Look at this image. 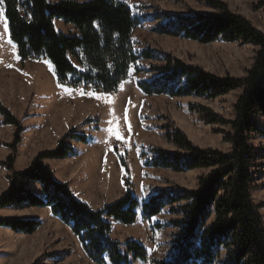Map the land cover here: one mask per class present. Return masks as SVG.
I'll return each mask as SVG.
<instances>
[{"label": "trees", "instance_id": "16d2710c", "mask_svg": "<svg viewBox=\"0 0 264 264\" xmlns=\"http://www.w3.org/2000/svg\"><path fill=\"white\" fill-rule=\"evenodd\" d=\"M218 10L217 14L194 13L189 16L167 12L155 14L162 20L153 32L187 39L200 44L215 41L253 44L258 51L242 78L216 77L199 68L187 67L166 53L155 50L134 51L131 36L141 26L143 17L133 15L121 0H1L9 39L20 60L47 61L59 86L93 94L115 93L127 79L131 68L136 75L150 72V80L138 78L136 87L145 96L169 98L205 97L215 99L231 91L240 94L234 104V118L223 119L207 109L199 111L209 124L229 126L225 141L229 152L201 149L179 130H165V138L179 151L166 152L143 145L140 158L145 167L174 172L204 170L193 190H160L145 201L132 195L126 156H119L126 174L125 193L115 202L92 210L77 200L63 184L57 182L45 160L74 155L72 147L63 145L67 137L87 143L83 134H66L53 150L39 152L28 168L13 170V156L7 158L9 188L0 195V208L26 205L48 208L80 242L87 258L94 264H128V256L142 264H264V226L251 192L254 148L248 144L252 134H263L254 120H264V32L245 18L228 11L220 1L203 0ZM264 8V0L259 1ZM57 21L71 26L64 33ZM140 61L148 63L147 71ZM152 62H155L154 64ZM3 123L16 131L11 148L20 142L22 128L0 106ZM152 154V157H148ZM37 183L41 195L27 189ZM167 209L176 219L170 221L171 253L167 259H150L146 248L133 240L120 243L111 237L110 220L132 225L138 215L149 221ZM40 222L35 219H1L0 227L16 233L33 234ZM158 227V226H157Z\"/></svg>", "mask_w": 264, "mask_h": 264}, {"label": "rangeland", "instance_id": "374dc122", "mask_svg": "<svg viewBox=\"0 0 264 264\" xmlns=\"http://www.w3.org/2000/svg\"><path fill=\"white\" fill-rule=\"evenodd\" d=\"M121 1L129 6L133 15L144 18L131 36L136 53L160 51L187 67L199 68L216 77L242 78L258 51L253 44L222 41L200 44L153 32L157 24L163 23L153 19L161 12L180 16L194 13L219 15L217 9L203 0ZM216 1L264 32V8L259 6L260 0ZM5 26L0 0V106L22 128L20 142L13 150L11 145L16 129L4 124L0 116V195L10 185V173L5 164L8 157L14 158L12 167L15 172L24 171L39 152L55 149L66 134H83L88 141L80 143L67 137L63 145L72 147L74 155L45 161L44 164L57 182L65 184L77 200L92 210H99L124 195L126 174L119 158L122 154L126 156L132 195L139 201H145L160 190L186 191L197 187L198 178L207 171L174 172L143 165L140 158L143 145L166 152L179 151L165 138L166 129L181 131L201 149L231 150V145L225 141L229 126L209 124L202 113L190 111L188 106L207 109L230 121L234 118L233 107L239 90L215 99L145 96L137 89L136 80H150L154 75L150 72L136 75L134 68L130 69L127 79L115 93L89 95L90 92L80 89L63 88L58 85L47 61L20 60L15 46L9 43ZM55 27L64 33L72 32L70 26L61 22H56ZM140 66L147 71V62L140 61ZM254 120L263 134L251 133L248 139V144L254 148L251 198L264 226V120L260 115H255ZM117 173H121L119 179ZM27 189L41 195L37 183H27ZM50 214L47 209L26 205L0 208V220L35 219L40 222L33 234L0 227V264H94L87 258L78 239ZM173 219L176 216L167 209L149 221L142 220L139 214L132 225L113 226L111 237L120 243L124 255L123 243L133 240L146 248L150 259H167L171 253L170 234L173 231L169 223ZM128 264L142 263L129 255Z\"/></svg>", "mask_w": 264, "mask_h": 264}, {"label": "crops", "instance_id": "0c3cea01", "mask_svg": "<svg viewBox=\"0 0 264 264\" xmlns=\"http://www.w3.org/2000/svg\"><path fill=\"white\" fill-rule=\"evenodd\" d=\"M57 22H60V21H57ZM62 23V22H61ZM71 27V26H70ZM71 29H72V27H71ZM56 160V159H55ZM45 161H50V160H45ZM44 161V162H45ZM105 174H108V173H105ZM118 174V179L120 178V176H121V173H117ZM42 209H47V211H48V213H50V210L48 209V208H42ZM51 215V214H50ZM53 217V216H52ZM53 218H55V217H53ZM110 221H112V220H110ZM111 223V228L114 226V227H116V228H118V227H124V226H126V225H122V224H120V223H118V222H115V221H112V222H110Z\"/></svg>", "mask_w": 264, "mask_h": 264}, {"label": "snow or ice", "instance_id": "6c2138e0", "mask_svg": "<svg viewBox=\"0 0 264 264\" xmlns=\"http://www.w3.org/2000/svg\"><path fill=\"white\" fill-rule=\"evenodd\" d=\"M5 31H7V26H5ZM9 43H11V41H9ZM89 95H94V94L89 93ZM109 123H111V122H109ZM110 131H111V130H110ZM117 138L119 139L120 137L117 135Z\"/></svg>", "mask_w": 264, "mask_h": 264}]
</instances>
